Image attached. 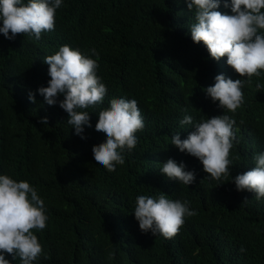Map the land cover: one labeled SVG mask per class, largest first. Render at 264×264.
<instances>
[{"label": "trees", "instance_id": "1", "mask_svg": "<svg viewBox=\"0 0 264 264\" xmlns=\"http://www.w3.org/2000/svg\"><path fill=\"white\" fill-rule=\"evenodd\" d=\"M219 10L230 11L222 4ZM193 22L185 0H63L54 29L39 40L0 34V174L34 186L48 216L43 229H30L42 246L34 264H264V198L236 191L231 180L264 151V70L242 77L250 79L243 102L228 112L238 139L229 151V176L209 179L197 158L171 144L176 131L181 139L192 131L179 125L185 114L196 121L222 114L202 90L215 75L239 77L226 57L214 60L203 42L191 40ZM63 44L96 49L97 75L107 89L99 107L81 109L90 111L92 125L83 141L67 113L36 91L50 79L43 58ZM121 96L137 100L144 127L124 164L109 172L92 162L91 149L105 139L94 129L98 113ZM43 116L47 125L39 123ZM167 158L193 170V183L162 174ZM160 191L186 198L196 211L170 238L142 232L132 213L137 195Z\"/></svg>", "mask_w": 264, "mask_h": 264}, {"label": "clouds", "instance_id": "2", "mask_svg": "<svg viewBox=\"0 0 264 264\" xmlns=\"http://www.w3.org/2000/svg\"><path fill=\"white\" fill-rule=\"evenodd\" d=\"M62 3L63 0H0V34L9 40L17 33L39 40L42 32L54 29L55 13ZM185 3L194 11V22L189 26L191 40L203 42L214 60L226 57V64L239 77L215 75L214 83L202 90L213 102L218 101L222 114L202 116L199 121L185 114L179 125H190L192 131L184 139L176 131L170 140L179 151L197 158L209 179L220 180L230 175L229 151L234 141L238 142L235 120L228 112L235 113L243 102L242 88L250 79L242 77L259 76L260 70H264V0H185ZM221 4L230 11H220ZM98 59L95 48L82 52L79 47L60 45L43 58L50 79L47 86L36 89L47 105L58 104L67 113V123L82 141L85 139L82 133L92 125L90 111L81 109L99 107L107 92L97 75ZM256 87L261 88V84ZM28 99L35 103L31 91ZM47 121V116L39 118L41 124L47 125ZM143 127L144 118L135 98L121 96L110 100L98 113L94 130L105 139L91 149L92 162L109 172L115 171L117 165L124 164V153L135 148L138 141L135 133ZM253 160V167L231 176V180L236 191L253 192L259 201L264 198V151L254 154ZM160 165L159 171L170 180L187 186L195 180L194 171L188 170L183 161L167 158ZM132 213L142 232L170 238L184 218L196 211L186 198L173 199L160 191L156 195H137ZM47 219L44 200L34 186L27 180L0 174V264H11L6 253L14 261L19 257L20 264H34L42 246L30 229H43Z\"/></svg>", "mask_w": 264, "mask_h": 264}]
</instances>
